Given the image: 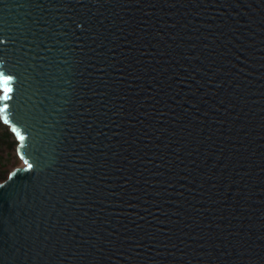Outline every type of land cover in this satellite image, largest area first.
I'll list each match as a JSON object with an SVG mask.
<instances>
[{"label": "water", "instance_id": "95a60500", "mask_svg": "<svg viewBox=\"0 0 264 264\" xmlns=\"http://www.w3.org/2000/svg\"><path fill=\"white\" fill-rule=\"evenodd\" d=\"M0 74V264H264V0H0Z\"/></svg>", "mask_w": 264, "mask_h": 264}, {"label": "trees", "instance_id": "16d2710c", "mask_svg": "<svg viewBox=\"0 0 264 264\" xmlns=\"http://www.w3.org/2000/svg\"><path fill=\"white\" fill-rule=\"evenodd\" d=\"M0 146L7 147L9 149L15 148L16 139L13 133L5 126L0 120ZM8 156V155H7ZM8 159H3L0 155V181L4 180L8 176L9 168L7 166Z\"/></svg>", "mask_w": 264, "mask_h": 264}, {"label": "rangeland", "instance_id": "374dc122", "mask_svg": "<svg viewBox=\"0 0 264 264\" xmlns=\"http://www.w3.org/2000/svg\"><path fill=\"white\" fill-rule=\"evenodd\" d=\"M0 155L3 156V159H8L7 166L9 168V171L17 165L20 166L22 163V161L18 158L15 148L9 149L7 147L0 146Z\"/></svg>", "mask_w": 264, "mask_h": 264}, {"label": "snow or ice", "instance_id": "6c2138e0", "mask_svg": "<svg viewBox=\"0 0 264 264\" xmlns=\"http://www.w3.org/2000/svg\"><path fill=\"white\" fill-rule=\"evenodd\" d=\"M11 80L12 77L4 76L3 74H0V89H2L3 91V95H0V100L9 99V93L12 92V88L9 83ZM7 107H8L7 104H4L3 107H0V113H3ZM21 139H23V137H21ZM29 167H31V165H29Z\"/></svg>", "mask_w": 264, "mask_h": 264}]
</instances>
